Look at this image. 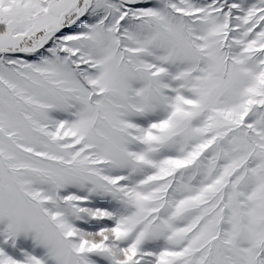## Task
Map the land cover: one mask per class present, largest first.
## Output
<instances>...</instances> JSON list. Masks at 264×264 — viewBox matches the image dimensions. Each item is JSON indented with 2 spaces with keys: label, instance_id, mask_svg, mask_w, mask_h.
Listing matches in <instances>:
<instances>
[{
  "label": "snow or ice",
  "instance_id": "obj_1",
  "mask_svg": "<svg viewBox=\"0 0 264 264\" xmlns=\"http://www.w3.org/2000/svg\"><path fill=\"white\" fill-rule=\"evenodd\" d=\"M0 264H264V0H0Z\"/></svg>",
  "mask_w": 264,
  "mask_h": 264
}]
</instances>
